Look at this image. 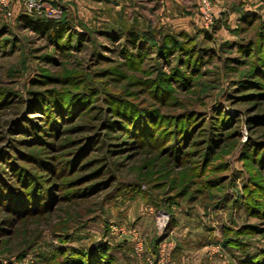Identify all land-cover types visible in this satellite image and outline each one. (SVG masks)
<instances>
[{
    "label": "rangeland",
    "instance_id": "rangeland-1",
    "mask_svg": "<svg viewBox=\"0 0 264 264\" xmlns=\"http://www.w3.org/2000/svg\"><path fill=\"white\" fill-rule=\"evenodd\" d=\"M169 2L0 12V264H264V0Z\"/></svg>",
    "mask_w": 264,
    "mask_h": 264
},
{
    "label": "built area",
    "instance_id": "built-area-1",
    "mask_svg": "<svg viewBox=\"0 0 264 264\" xmlns=\"http://www.w3.org/2000/svg\"><path fill=\"white\" fill-rule=\"evenodd\" d=\"M60 10L61 0H0V11L9 19L14 15L55 18ZM200 13L205 27L210 29L215 19L212 0H201Z\"/></svg>",
    "mask_w": 264,
    "mask_h": 264
},
{
    "label": "trees",
    "instance_id": "trees-1",
    "mask_svg": "<svg viewBox=\"0 0 264 264\" xmlns=\"http://www.w3.org/2000/svg\"><path fill=\"white\" fill-rule=\"evenodd\" d=\"M249 15H246L245 18H247ZM244 18V21H246ZM19 19L21 22H23L27 28L33 29L39 33H43L46 34L47 36H58L61 32L60 29H63L62 25L59 23L60 21H56V19L54 18H47V17H37L34 18L32 16L29 15H21L19 16ZM135 32L132 33L130 37V40L132 41V45H134L136 48L139 45L140 42V37L137 34H134ZM177 43V42H176ZM135 118H138L135 117ZM137 120V119H135ZM136 127L138 128V124L136 125ZM139 130V128H138ZM141 131V130H139ZM221 216V215H220ZM219 216V217H220ZM222 231H223V227H221ZM73 251L69 250V255L68 257H70L69 259H67L70 262H74L75 260L78 261V257L76 254H80V256H84V257H88V259H98V260H102V258H105L106 254V250L104 249V247L101 246V248H99L100 252L97 253H84L83 251H79L78 249L72 248ZM88 254V255H86ZM83 257V258H84ZM241 262H248V264H258L255 261L251 260V259H247L246 261H241Z\"/></svg>",
    "mask_w": 264,
    "mask_h": 264
},
{
    "label": "crops",
    "instance_id": "crops-1",
    "mask_svg": "<svg viewBox=\"0 0 264 264\" xmlns=\"http://www.w3.org/2000/svg\"><path fill=\"white\" fill-rule=\"evenodd\" d=\"M164 1V0H163ZM184 1V4L180 1V0H178V2H177V11H180V14H183L185 17H189V18H192V19H194V18H196L197 17V15H196V13L193 11V12H191V11H186L187 10V8L185 7V6H190V5H192V3H193V1L194 0H183ZM186 1V2H185ZM196 2H197V5L200 3V0H196ZM166 4H170V2H169V0H166ZM168 8V7H167ZM169 9L170 10H174V11H176V8L175 9H173V7L172 6H170L169 7ZM1 12V11H0ZM201 17V16H200Z\"/></svg>",
    "mask_w": 264,
    "mask_h": 264
}]
</instances>
